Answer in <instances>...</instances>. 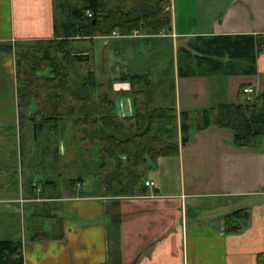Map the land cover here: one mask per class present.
<instances>
[{
    "label": "crops",
    "instance_id": "0c3cea01",
    "mask_svg": "<svg viewBox=\"0 0 264 264\" xmlns=\"http://www.w3.org/2000/svg\"><path fill=\"white\" fill-rule=\"evenodd\" d=\"M171 2L172 25L159 36L78 43L90 57V69L96 42L103 43L99 69L103 84L114 82L111 96L118 118L134 116L126 96L130 87L120 80L128 73L148 75L158 88L157 105L174 108L179 121L184 113L238 104L241 89L250 88L253 97L259 96L264 91V47L255 55L253 76L201 72L197 64L206 59L232 62L198 52L210 38L253 37L255 45L263 44L264 0H183L186 7L181 11H176V0ZM59 6L58 0H0V46L53 40L56 23L67 14ZM125 41L150 50L125 55ZM187 69L195 76H185ZM15 71L14 55L0 52V130L16 129L13 135L0 134V143L15 144L19 155ZM30 127L37 140L38 125L24 122V130ZM231 138V133L212 127L194 130L178 157L148 164L143 182L153 187L142 196L100 198L95 180L77 185L74 191L80 196L58 200L61 206L53 212L64 220L65 239L34 245L53 249L47 255L51 264H264V141L260 150H239ZM17 173H22L21 163ZM8 202L1 205L8 209L10 224L17 216L10 210L17 208ZM242 210L250 212L245 229L225 235L224 218ZM11 238L22 242L23 263L28 264L22 234Z\"/></svg>",
    "mask_w": 264,
    "mask_h": 264
},
{
    "label": "trees",
    "instance_id": "16d2710c",
    "mask_svg": "<svg viewBox=\"0 0 264 264\" xmlns=\"http://www.w3.org/2000/svg\"><path fill=\"white\" fill-rule=\"evenodd\" d=\"M61 13L66 15L54 27V39L0 46V52L14 55L18 99L19 155L15 144L0 145V201H6L8 190L19 193L23 173V197L43 201L44 195L37 184L39 176L43 186H55L51 178L60 182L64 192L58 199L76 198L74 191L83 182L77 162L82 157L95 160L90 180L98 184L100 198L123 199L146 193L144 170L159 159L176 158L179 150L190 140L194 130L210 127L232 134V144L239 150H260L264 141V91L252 102L245 104L243 89L239 103L201 110L192 115L184 113L178 120L172 107L157 105L158 88L148 75L125 74L122 82L129 85L127 97L131 100L134 116L119 119L112 90L114 82H98L90 69V57L83 55L78 43L108 39L117 33L131 36L138 32L145 38L159 36L172 25L169 8L171 0H58ZM90 13L91 17L86 14ZM253 37H214L204 40L199 49L207 58H226L232 62L204 60L198 67L207 73L221 76H253L256 73L255 55L261 51ZM198 49V48H197ZM104 63L106 59H103ZM247 63L249 66H242ZM84 65L85 75L78 66ZM47 73V74H46ZM39 74H46L40 77ZM185 76H195L187 69ZM166 84V83H165ZM36 110L32 115L30 108ZM24 122L39 127L45 140L39 144L37 168L32 177L24 169L29 148L24 142ZM15 130H0V134H15ZM65 153L61 155L60 146ZM13 150L16 152H13ZM41 172H40V170ZM9 175L4 187L2 175ZM21 175V177H20ZM39 181V182H38ZM43 191V190H42ZM25 192V193H24ZM4 193V195H2ZM43 195V196H42ZM29 225L35 235L33 241H63L64 220L51 208L33 207ZM250 212L238 211L224 218L225 235H238L247 226ZM50 227L45 233L44 227ZM23 245L13 239L0 241V264H24Z\"/></svg>",
    "mask_w": 264,
    "mask_h": 264
},
{
    "label": "rangeland",
    "instance_id": "374dc122",
    "mask_svg": "<svg viewBox=\"0 0 264 264\" xmlns=\"http://www.w3.org/2000/svg\"><path fill=\"white\" fill-rule=\"evenodd\" d=\"M176 2H177V6H176L177 10L176 11H181L182 9H185L186 4L183 2V0H176ZM173 7H174V3H173ZM173 11H175L174 8H173ZM173 14H174V12H173ZM125 42L129 44V48L127 49L125 55L134 54L139 49L141 51L150 50V48H147V47L137 48L135 46V41L134 42L133 41H128V42L125 41ZM96 43H97V45H96V48L94 50V54L92 55L93 59L90 63V66L92 67L91 69H93V71L99 77H101V79L100 78L99 79L102 83L103 82L102 80H104V79H103V76H101L102 73H101V70L99 68L102 64V59H101L100 54H101V50L103 48V46H102L103 43L102 42H100V43L96 42ZM165 51H166V53L168 52L167 48L165 49ZM85 68H86V66H84V65L78 66L77 70H79L80 75H85ZM46 74H41V75L39 74V76L43 77ZM104 83L107 84L106 81ZM34 109H35L34 106H32V108H30L31 112L28 113V115L29 114L32 115L36 111ZM17 133H18V131H17ZM21 135L24 136V142L27 145V148H29V152H28V155L26 157L28 168H25L24 171H26V169H27V173H26L27 177L31 178L32 172L35 169H38L36 166L37 159H39V153H38L37 147L39 146V144L41 145V143H43V141L45 140V135L43 133L36 134L38 139L37 140L35 139L36 140L35 141L31 127L28 129H25ZM0 145L5 146V144L3 142L0 143ZM64 149H65V147H63V152H65ZM13 152H15V151L13 150ZM81 159H82L81 161L77 162V165H79V167H80V169H79L80 173H77V174H78V177L79 176L82 177V179H83L82 183H84L85 181H90V176L95 173L93 171V169H95L94 168L95 160L93 158L91 159L90 157H87V156L82 157ZM40 172H41V170H40ZM21 174H22V177L20 175V177H21L20 183L22 185L23 173H21ZM2 179L4 182L1 184H3L4 187L6 185H9V175L8 174H6V173L3 174ZM37 180L41 181L39 184H37L39 191H41V193H42V188H44L43 192L44 191L46 192L45 194L42 193L44 195L43 201H31L28 199V197H26V199H25V197H23L24 194L22 192L23 189H22L21 185L19 186V193L18 192L15 193V191H13V190H11V191L8 190V193L7 192L5 193V195L8 196L7 200L6 201H0V241L12 239L11 237H15V234H18V236L20 234H22L23 240L27 243V249L26 250H27V259L29 261L27 263L28 264H51L52 259L49 258V256L47 257V255L50 252H54L53 249L49 248L48 244H45V246L34 245V243L36 241L32 240V236L35 235V231H34L33 227L31 228V226L29 225V221H30L31 215L33 214L32 210H34L32 208L39 206V205H42L41 202L48 205V207L51 208L53 211L58 210L59 207L61 206V203H58V202H60L58 200H61V199H58L57 196L64 191H63V189H61V187L59 185L60 182H58L53 177L51 178L50 181H53V183H55L54 184L55 186H43L42 185L43 184L42 176H39V178ZM79 184H81V183H79ZM78 192H80V191H78ZM78 192L76 194H77V196H80V194ZM2 195H4V193ZM20 199L24 201V202H22L23 203L22 207L20 206V203H19ZM7 201H11L8 203L13 205V206H16V208H17L16 210H12V211L10 210V212L16 211V213H17L16 219L11 221L10 224H9L8 218L6 217L7 213H8L7 212L8 209L4 208L3 205H1ZM25 202H26V204H24ZM20 212H23L24 216L21 217ZM54 214L57 215L56 213H54ZM57 216L60 217V215H57Z\"/></svg>",
    "mask_w": 264,
    "mask_h": 264
},
{
    "label": "built area",
    "instance_id": "2783aa9c",
    "mask_svg": "<svg viewBox=\"0 0 264 264\" xmlns=\"http://www.w3.org/2000/svg\"><path fill=\"white\" fill-rule=\"evenodd\" d=\"M87 16L88 17H91V14L90 13H87ZM118 38H120L119 36H117ZM139 37V34L136 32V33H134L133 34V36H131V37H127V38H138ZM253 94V91L251 90V89H245L244 90V95H245V101H246V103H249V102H251V95ZM145 186L147 187V188H151V187H153V184L152 183H150V182H147L146 184H145Z\"/></svg>",
    "mask_w": 264,
    "mask_h": 264
}]
</instances>
